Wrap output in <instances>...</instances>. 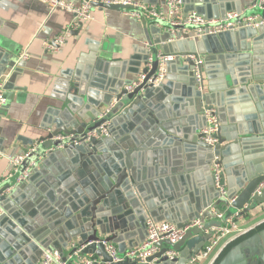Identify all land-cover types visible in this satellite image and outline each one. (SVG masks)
I'll list each match as a JSON object with an SVG mask.
<instances>
[{
  "label": "water",
  "instance_id": "water-1",
  "mask_svg": "<svg viewBox=\"0 0 264 264\" xmlns=\"http://www.w3.org/2000/svg\"><path fill=\"white\" fill-rule=\"evenodd\" d=\"M142 1L158 5L165 0ZM183 2L185 14L197 12L209 19H225L228 12L242 14L243 10L250 12L259 7L255 5L257 0L246 8L242 0ZM5 5L6 1L0 0V9H5ZM259 8L264 16V6ZM147 35L151 37L149 48L137 51L128 60L112 62L99 57L94 46L90 56H83L76 67L62 72L64 79L59 81L68 87V95L61 100L69 101L56 110L54 129L39 140L33 157L43 154V159L27 181L15 184L12 180L0 187V264H39L44 249L67 254L80 247L75 259L92 256L99 260L93 264H190L209 241L211 233L204 234V230L221 226L237 212L242 217L264 202V190L261 195L255 193L264 181V25L204 35L197 40H174L163 23L152 22ZM2 50L0 46V82H4L3 89H8L22 74L25 64L16 58L7 60L8 53ZM162 57H173L165 61L166 81L158 86L146 83L127 93L124 86L134 80L127 78L128 73L148 72L149 78L156 74ZM149 60L153 62L151 69L146 66ZM85 62L89 63L88 70L92 64L96 71L107 72V80L86 82ZM176 87L182 100H186L189 113L181 114L179 120L169 116L170 103L179 100ZM114 100L108 117L99 119L101 110ZM210 106L216 107L221 125L215 146L204 141L202 132L206 126L205 109ZM88 113L93 119L82 120ZM107 119L111 120L110 136L90 140L82 137ZM44 122L42 129L49 126ZM59 133L82 137L81 142L69 144L55 139ZM144 136L166 145H184L181 152H186L187 163L180 157L176 170L186 174L179 178L187 181L189 199L183 196L185 186L165 187L163 195L157 198L149 194L135 163ZM70 161L78 163L90 177L85 175L88 177L76 182L72 176L69 178V171L60 173ZM214 162L223 168L225 197H221L214 182ZM52 163H59L58 170L53 169L56 177H47L45 167ZM42 174L46 178L41 183ZM8 188H12L11 192L3 194ZM182 196L185 202L188 200V206L183 205ZM221 205L226 208L225 216L216 219L214 211H220ZM149 217L178 226L199 218L203 229L188 230L177 243L158 242L159 250L145 262L133 258L114 262L103 241L115 243L118 255L122 256L145 241ZM261 226L215 264H264ZM73 242L78 247H72ZM169 250L179 252V257L169 259Z\"/></svg>",
  "mask_w": 264,
  "mask_h": 264
},
{
  "label": "crops",
  "instance_id": "crops-1",
  "mask_svg": "<svg viewBox=\"0 0 264 264\" xmlns=\"http://www.w3.org/2000/svg\"><path fill=\"white\" fill-rule=\"evenodd\" d=\"M5 1V9H0V46L4 53H8L7 60L16 58L25 65L21 67L22 74L14 79L8 89L2 91L6 104L0 107V177L9 171L7 156L25 151L42 136H46L48 131L54 129L56 110L66 106L69 101L63 103L61 100L68 95V87L59 81L64 79L62 72L76 67L83 56L85 58L90 56L94 46L99 50V57H105L112 62L128 60L137 51L142 52L143 48H149L148 42L151 41V37L147 35V27L152 23L148 19L141 23L132 16L125 15L121 10L95 6L94 20L73 31L62 48L52 52L45 49L44 41L64 33L73 19L72 14L61 9L51 10L48 4L39 0ZM242 3L244 8L252 6V0H242ZM244 14L254 13L246 10ZM84 64L86 69L83 70V74L86 82L102 83L107 80L109 76L107 72L96 71L95 65L92 64L88 70L89 63ZM138 75L128 73L127 78L135 79ZM178 88H175V93L179 100L170 103L169 116L179 120L181 114L189 113L185 107L186 100H182ZM81 119L91 121L93 116L88 113ZM44 121L49 123V126L42 129ZM141 139L143 148L135 156V163L144 177L149 194L157 198L163 195L165 187L182 189L185 186L183 196L189 199L190 189L187 181L181 179L186 174L176 170L180 157L183 163H187L186 152L184 150L181 152L184 145L178 146L177 143L166 145L158 139L149 141L146 136ZM58 164L52 163L45 167L47 177H56L53 169L58 170ZM68 171L69 178L72 176L76 182L89 176L78 163L72 161L68 162L67 169L62 168L59 172ZM41 178L42 183L46 175L42 174ZM187 202L183 200L182 203L188 206ZM220 208V211L225 213L224 205ZM263 220L264 210L258 207L242 217L240 223L242 226H251ZM238 242L240 241H236ZM212 259L213 256L196 264H211Z\"/></svg>",
  "mask_w": 264,
  "mask_h": 264
},
{
  "label": "built area",
  "instance_id": "built-area-1",
  "mask_svg": "<svg viewBox=\"0 0 264 264\" xmlns=\"http://www.w3.org/2000/svg\"><path fill=\"white\" fill-rule=\"evenodd\" d=\"M45 4H48L51 10L61 9L68 11L72 14L73 19L70 26L62 34L57 35L52 39H46L44 41V47L48 51H59L64 45L66 39L71 33L77 30L79 27L89 21L94 20L93 9L95 3H102L104 5H121L123 8L120 10L125 15L132 16L139 22L143 23L147 19L157 24L163 23L167 29L171 31L174 36V40L177 39H192L197 40L204 35L217 34L223 31L239 29L246 26H259L264 25V16L260 14L245 15L235 12L228 13L225 19H209L205 16L198 14L197 12H191L189 14L184 13L183 0H165L161 4H149L141 0H39ZM259 7L264 6V0H257L256 4ZM148 44V43H147ZM192 57L197 60L195 55ZM173 59V57H162L158 66V70L155 75L148 76V72H141L131 83L126 84L124 89L127 93L134 92L138 87L143 84H153L154 86L160 85L166 81L167 67L165 61ZM199 61V60H198ZM152 60L147 63L148 69L152 68ZM197 77L200 80V72L197 70ZM3 82H0V91L3 89ZM116 100L111 105L105 106L100 113L99 119L108 117L111 109L114 107ZM6 104V98L0 93V107ZM206 126L203 129L204 141L210 145L215 146L219 142L220 122L217 115V109L215 106H210L205 109ZM111 124V120L107 119L97 129L89 131L82 137L90 140L93 137H108L110 132L108 126ZM75 138L73 134L59 133L55 136V139L67 141V143L80 144L81 138ZM41 141L34 142L28 149L20 153L7 156L9 162V171L7 174L0 177V187L5 182L12 181L16 183H22L27 181L34 169L38 166L44 155L34 156L38 151V147ZM63 146V145H61ZM31 158V159H30ZM30 159L29 163L22 169L25 161ZM218 160V156L215 157ZM212 173L214 176V182L219 190L221 197L226 195V187L223 179V168L217 162H214L212 166ZM12 188L6 189L3 194H9ZM264 190V181L260 182L255 190V193L261 195ZM232 199V201H234ZM258 207L264 210V202ZM214 209V208H213ZM235 213L226 218L224 223L218 227H211L204 230V234H209L210 238L205 247L191 259L190 264H196L198 261L209 259L213 256L211 264H215L222 256L224 251L234 242L238 241L242 237L251 233L255 228L264 223V220L251 226H242L240 219L242 217ZM216 219H223L225 214L223 211H214ZM198 228L203 229V223L199 218L189 220L184 226H178L171 221H155L152 218H148L146 221V239L143 243L127 250L122 256L118 255V249L115 243L112 241H103L106 252L112 257L114 262L124 260L126 258L140 259L146 261L148 257L152 256L159 249L156 244L163 240H169L172 243L179 242L187 233L188 230ZM72 247H78L75 242L71 244ZM82 250V247L78 248L75 253L63 254L55 249H44L42 258L39 264H93L95 261H99L95 257L78 258V262L73 260L77 257V253ZM169 259L179 257V252L169 250L166 252Z\"/></svg>",
  "mask_w": 264,
  "mask_h": 264
},
{
  "label": "trees",
  "instance_id": "trees-1",
  "mask_svg": "<svg viewBox=\"0 0 264 264\" xmlns=\"http://www.w3.org/2000/svg\"><path fill=\"white\" fill-rule=\"evenodd\" d=\"M264 227V225H262L261 226V228H263ZM252 233H249L248 235H246V236H244V237H242L241 239H239V241H241V240H243V239H245V238H247V237H249L250 235H251ZM236 243V242H235ZM234 245H230L225 251H224V253L223 254H225L230 248H232ZM222 254V255H223Z\"/></svg>",
  "mask_w": 264,
  "mask_h": 264
},
{
  "label": "rangeland",
  "instance_id": "rangeland-1",
  "mask_svg": "<svg viewBox=\"0 0 264 264\" xmlns=\"http://www.w3.org/2000/svg\"><path fill=\"white\" fill-rule=\"evenodd\" d=\"M250 13H262V10L259 7H256L253 10H251ZM73 261L78 262L77 259H74Z\"/></svg>",
  "mask_w": 264,
  "mask_h": 264
}]
</instances>
